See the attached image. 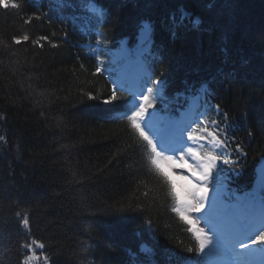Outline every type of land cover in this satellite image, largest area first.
<instances>
[{
  "label": "trees",
  "instance_id": "1",
  "mask_svg": "<svg viewBox=\"0 0 264 264\" xmlns=\"http://www.w3.org/2000/svg\"><path fill=\"white\" fill-rule=\"evenodd\" d=\"M96 1L109 12L99 33L108 47L153 22L170 101L224 71L213 119L230 152L218 177L251 189L264 158V0ZM15 2L19 9L0 7V264H25L29 238L47 246L50 264H130L141 242L158 262L196 254L146 142L117 117L126 98L111 100L99 64L36 3ZM180 9L201 24L176 31L170 14Z\"/></svg>",
  "mask_w": 264,
  "mask_h": 264
},
{
  "label": "snow or ice",
  "instance_id": "2",
  "mask_svg": "<svg viewBox=\"0 0 264 264\" xmlns=\"http://www.w3.org/2000/svg\"><path fill=\"white\" fill-rule=\"evenodd\" d=\"M59 2L64 3V0H59ZM90 2H92V0H90ZM0 7L5 10L9 8L19 9L20 5L15 2V0H0ZM36 18L39 19V17ZM25 22L30 23V21ZM144 29L147 30L148 26L145 25ZM13 39L17 44L21 42L20 38L14 37ZM28 39L29 37L27 35L23 36L24 41ZM41 39H47V37H41ZM97 43H100V41H97ZM55 46L56 45H53V47ZM96 71L101 72L102 69L97 67ZM149 79L156 88L149 87L145 84L144 87L147 94H140L138 98L141 102L134 107L126 118L132 131L142 141L146 142L150 149L151 164L155 167L156 173L168 185L171 196L176 202V207L172 210L189 226L188 230L192 233L198 244L197 254H202L205 252L206 248L214 244V241L212 237L204 232L203 228L196 227V221L189 217V213H199L206 207L208 204L209 177L212 176L213 171L218 168V164L229 162L224 155L230 146L227 132L224 128L220 127L218 120H207L206 117L208 113L205 111L201 116L193 120L191 124L179 129L178 143L180 147L178 149H173V151L180 152V163L177 164L170 155H162L164 149L158 151L157 144L144 130V127H147V125L145 124V126L142 127L146 114H148L150 108L154 107L155 97L153 93L158 91L159 86L163 83L159 79H151L150 77ZM201 91L207 92V88L201 86ZM116 98V91L114 89L111 100L114 101ZM107 102L109 101H106V103ZM216 111L219 112L218 105L216 106ZM193 125H195V127H193ZM209 147H211L212 150L205 151V149ZM234 150L236 152L242 151L239 145H237ZM230 154L231 153H228V155ZM164 163H167L170 168L176 166L187 169V174L177 177L180 180H186L188 182L187 186H181L180 192L176 191V185L171 179L170 173L164 170L162 166ZM261 183L264 185V175H262ZM213 206H215V201H213ZM22 223L25 228H28L29 222L26 217L23 219ZM254 229V231H242L241 238L238 239L236 247L243 250L252 248L257 244L264 245V212L261 213L258 224L254 226ZM32 244H38V242L33 240ZM25 246L30 247L29 245ZM38 246L40 248L44 247L43 244H38ZM188 251L191 252L192 249L189 248ZM139 252L146 254V264H153L155 257L153 249L149 248L147 244H141Z\"/></svg>",
  "mask_w": 264,
  "mask_h": 264
},
{
  "label": "rangeland",
  "instance_id": "3",
  "mask_svg": "<svg viewBox=\"0 0 264 264\" xmlns=\"http://www.w3.org/2000/svg\"><path fill=\"white\" fill-rule=\"evenodd\" d=\"M145 25L148 26L149 24L148 23H145ZM148 32H149L148 29L145 30L144 29V26H143V29L141 31L140 37H143V36L147 35ZM122 48L123 47L121 45V48H120L121 51L117 54L118 56H115V60L117 58H121L123 55H125V52H124V50H122ZM140 102L141 101L133 102L134 103V107L137 106V105H139ZM152 120H153L154 123H152ZM145 124L147 125V127H144ZM159 124H160V117L154 116V115H150V114H146V116L144 118V123H142V127H144V130H145L146 134H148L153 140H155V139H158L161 136V132L163 130V128ZM149 126H152V127L156 128L157 131L154 132L153 131L154 129H150ZM157 141H158V143H161V146H157V150L159 151V150L165 149L167 147L168 148V152H164L163 151V153L172 156L174 158V160H175L174 155L175 154H179V151H175V152L173 151L174 148L172 149V147H173L174 141L173 140L171 141V139H168L165 142H159V140H157ZM176 163L178 164L177 161H176ZM177 168L182 173H186V171H187L186 168L185 169L184 168H180V167H177ZM174 181L176 182V184H175V182H174V184L177 185L178 192H180V190L178 188H180L181 186H187V184H188V182L186 180H180L178 178L174 179ZM189 217L192 220L197 221V219L194 217V213H189ZM196 227L202 228V226L200 224H198L197 222H196ZM204 232L206 233L205 230H204ZM43 245H45V244H43ZM21 246L22 245H20V247ZM33 260L39 261V259L37 257H34ZM48 261H49L48 259H45V262H48ZM213 261H214V264H230V261L224 255H222L220 257H216V259L215 260L213 259ZM65 262H66V260H65ZM65 262H63V264H65ZM60 264H62L61 261H60Z\"/></svg>",
  "mask_w": 264,
  "mask_h": 264
},
{
  "label": "bare ground",
  "instance_id": "4",
  "mask_svg": "<svg viewBox=\"0 0 264 264\" xmlns=\"http://www.w3.org/2000/svg\"><path fill=\"white\" fill-rule=\"evenodd\" d=\"M162 166H163L164 169L165 168L168 169V167H169L167 163H164ZM259 166H260V164L257 167H259ZM170 175H171L172 179H176L178 176H180V174L178 172H176L175 170H170ZM178 189L181 191V187L178 188ZM207 224H210V223H207ZM222 227H223V225L220 227V229ZM213 229H216V227H213ZM207 250L210 251V252H214V254H218L219 253V249L216 248V247L212 248L211 245L207 248ZM222 253H223V255L227 256V254H225L224 252H222Z\"/></svg>",
  "mask_w": 264,
  "mask_h": 264
},
{
  "label": "water",
  "instance_id": "5",
  "mask_svg": "<svg viewBox=\"0 0 264 264\" xmlns=\"http://www.w3.org/2000/svg\"><path fill=\"white\" fill-rule=\"evenodd\" d=\"M257 173H258V182L259 184L261 183L262 175H264V167L260 166L257 168ZM262 185V184H261ZM263 186V185H262Z\"/></svg>",
  "mask_w": 264,
  "mask_h": 264
}]
</instances>
